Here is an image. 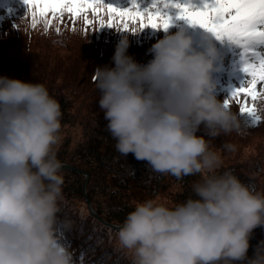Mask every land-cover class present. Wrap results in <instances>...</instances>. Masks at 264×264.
<instances>
[{
	"label": "clouds",
	"instance_id": "obj_1",
	"mask_svg": "<svg viewBox=\"0 0 264 264\" xmlns=\"http://www.w3.org/2000/svg\"><path fill=\"white\" fill-rule=\"evenodd\" d=\"M128 47L121 39L114 67L97 68L95 77L116 150L154 172L202 179L193 185L195 198L175 207L138 202L116 234L118 248L129 264H264V241L248 255L254 230L264 227V193L230 172L218 174L223 159L213 141L240 122L215 95V45L196 46L179 29L152 45L147 64L127 55ZM62 118L43 84L0 77V264H74L61 242L71 230L59 216Z\"/></svg>",
	"mask_w": 264,
	"mask_h": 264
},
{
	"label": "trees",
	"instance_id": "obj_2",
	"mask_svg": "<svg viewBox=\"0 0 264 264\" xmlns=\"http://www.w3.org/2000/svg\"><path fill=\"white\" fill-rule=\"evenodd\" d=\"M104 2L120 9L132 5V0ZM173 2L188 4L196 10L207 0ZM136 3L145 11L151 9L153 0H136ZM158 7L172 17L166 32L152 28L136 33L120 32L115 28L100 29L99 25L85 32L83 21H77L72 31V23L66 16L63 24L54 21L45 33L43 24L32 28L31 14L23 0H0V77L41 83L60 102L63 140L58 146L57 158L88 174L85 191L96 216L90 211L83 193L84 174L62 169L64 202L59 216L61 221L71 222V230L63 233L61 242L73 253L74 264H129V259L118 247V252L106 247L107 234H117L119 229L115 226H122L138 202L154 199L175 207L195 198L193 185L202 179L195 175L179 180L154 172L146 161H138L132 154L124 157L116 150V140L107 131V121L99 108L100 93L95 77L97 68L114 67L112 57L119 41L126 38L127 55L139 64H147L152 59L149 50L153 44L166 34L184 29L196 46L210 40L218 51L217 61L237 57L236 64H242L239 47L228 41H218L199 26L177 19L179 9ZM56 27L60 28L59 33ZM216 74L217 71L213 73L215 95L221 102L245 84L231 78L224 80L223 72L217 80ZM235 74L241 75L240 71ZM262 105L264 102H258L259 108ZM229 109L237 114L240 128L213 141V147L220 149L223 159L218 174L230 172L253 192L264 193V119L253 126L251 117L241 114L235 101L230 103ZM260 115L264 118V113ZM225 143L233 145V150H224ZM257 229L250 240L249 257L264 241V227Z\"/></svg>",
	"mask_w": 264,
	"mask_h": 264
},
{
	"label": "snow or ice",
	"instance_id": "obj_3",
	"mask_svg": "<svg viewBox=\"0 0 264 264\" xmlns=\"http://www.w3.org/2000/svg\"><path fill=\"white\" fill-rule=\"evenodd\" d=\"M31 14L35 29L43 24L44 31L53 22L63 24L67 16L75 31L77 21H83L85 32L89 27L115 28L120 32L141 31L145 28L167 31L172 17L163 9H179L177 19L191 26H199L218 41H228L242 50L241 70L249 79L240 88L232 91L224 101L225 108L235 101L240 113L251 117V125L262 121L258 102H264V0H207L201 9L193 10L188 4L173 0H153L150 10L141 11L136 0L126 9H120L104 0H23ZM55 31L60 32L56 27Z\"/></svg>",
	"mask_w": 264,
	"mask_h": 264
},
{
	"label": "rangeland",
	"instance_id": "obj_4",
	"mask_svg": "<svg viewBox=\"0 0 264 264\" xmlns=\"http://www.w3.org/2000/svg\"><path fill=\"white\" fill-rule=\"evenodd\" d=\"M236 59H237V57L233 58V60H230V59H228V57H226V58H224V60L222 62L217 61V63H216L217 74L215 76V79H217V80L220 79L219 74L221 72L224 73V77H223L224 80H225V78H231L233 81H244L245 82L247 79H249L247 77V75L241 70L242 64L241 65L240 64H236V62H235ZM238 71H240L241 75H239V74L236 75L235 74V72H238ZM84 176H85V174H84ZM88 207H89L90 211L94 215L95 213L91 209L89 204H88ZM94 216H96V215H94ZM115 227L119 229L121 226H117L116 225ZM106 238H107V241H106V244H105L106 247L107 248H112L114 252H118L119 249H117L118 246H117L116 235L115 236L114 235L111 236L110 234H107Z\"/></svg>",
	"mask_w": 264,
	"mask_h": 264
},
{
	"label": "water",
	"instance_id": "obj_5",
	"mask_svg": "<svg viewBox=\"0 0 264 264\" xmlns=\"http://www.w3.org/2000/svg\"><path fill=\"white\" fill-rule=\"evenodd\" d=\"M63 164V169H66V170H71V171H76V172H79V173H83L85 174V178H84V181H83V185H82V189H83V193H84V196L86 197L87 199V202L89 204V199L87 198V195H86V192H85V187H86V182L88 180V174L82 172L81 170H79L78 168L74 167V166H71L69 164H65V163H62ZM95 215V214H94ZM259 230V228L257 229V231ZM256 231V232H257ZM253 246H254V242L252 243V250H253Z\"/></svg>",
	"mask_w": 264,
	"mask_h": 264
}]
</instances>
